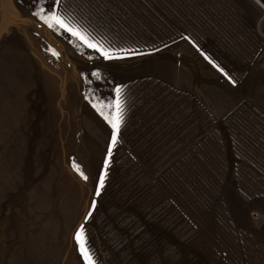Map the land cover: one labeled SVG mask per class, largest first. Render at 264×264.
<instances>
[{
    "label": "rangeland",
    "instance_id": "obj_1",
    "mask_svg": "<svg viewBox=\"0 0 264 264\" xmlns=\"http://www.w3.org/2000/svg\"><path fill=\"white\" fill-rule=\"evenodd\" d=\"M50 5L108 57L33 15L47 16ZM4 7L0 264H81L74 233L108 160L105 116L117 98L118 143L100 200L129 201L167 236L164 245L150 240L145 264H264V11L256 0ZM170 176L176 204L157 192L154 222L146 189Z\"/></svg>",
    "mask_w": 264,
    "mask_h": 264
},
{
    "label": "trees",
    "instance_id": "obj_2",
    "mask_svg": "<svg viewBox=\"0 0 264 264\" xmlns=\"http://www.w3.org/2000/svg\"><path fill=\"white\" fill-rule=\"evenodd\" d=\"M1 4L3 10L0 34L5 28L7 19L4 0ZM112 150L108 154V163L103 171V185L101 186L99 182L94 203L86 215L87 219L84 218L81 224L84 226V230L79 245H84L94 264H145V261L142 260V251L149 247L150 240L155 236L163 237L161 243L164 245L167 242V236L163 235L155 224L150 225L148 216L139 212L140 208L132 209L129 201L125 203L115 194L109 201V206L104 205L100 200L111 176L114 159ZM163 178H154L151 181V187L146 189L148 190L146 202L156 206V209L150 214V218L154 222L158 221L157 209L160 210V205L157 204V192L162 198H166L165 201L176 204L175 178L172 176L167 177L166 180ZM210 207L211 212L216 209L213 202ZM94 216L97 222L90 226ZM132 223H135V226L131 227Z\"/></svg>",
    "mask_w": 264,
    "mask_h": 264
},
{
    "label": "snow or ice",
    "instance_id": "obj_3",
    "mask_svg": "<svg viewBox=\"0 0 264 264\" xmlns=\"http://www.w3.org/2000/svg\"><path fill=\"white\" fill-rule=\"evenodd\" d=\"M54 3L58 5L59 0H54ZM43 9L39 10V13H33V15L39 14V19L44 21L48 24L49 27H58L59 29H63L64 31L71 33L73 36L78 37L80 40L84 42V44L93 49H97L98 51H101V54L104 57H108L109 53L107 51H104L103 48L98 45L97 43H93L78 27H74L71 25V23L67 20L66 17L63 15L58 14L57 12H54L51 10V5L48 10V15H43ZM54 55H57V53H53ZM223 71V69H220ZM95 75V73H93ZM114 91L116 93H119L120 87L117 86ZM110 107L114 108V111L110 114V116H105V119L108 120V123L112 127V133H111V141L109 145V153H111V148L113 145L118 143V133L120 130V123H121V101L119 98H117L115 101H113L110 104ZM103 114V113H102ZM108 161H105V164L107 165ZM77 170L79 171V167L75 166ZM80 175L87 179V177H84L83 172H80ZM104 182V174L101 173L100 175V185L102 186ZM90 215V213H89ZM85 219H87V216H85ZM84 226L80 225L77 231L75 232V238L77 242L79 243L81 241L82 235H83ZM81 255L86 261V264H94V261L91 259L90 254L87 252L86 248L83 244L80 246Z\"/></svg>",
    "mask_w": 264,
    "mask_h": 264
},
{
    "label": "crops",
    "instance_id": "obj_4",
    "mask_svg": "<svg viewBox=\"0 0 264 264\" xmlns=\"http://www.w3.org/2000/svg\"><path fill=\"white\" fill-rule=\"evenodd\" d=\"M1 7H2V4H1V1H0V18L2 19V9H1ZM1 19H0V24H1ZM262 21H263V26H264V18L263 19H261V23H262ZM13 95H14V92L12 93V97H13ZM0 103H1V105H4V100L1 98V101H0ZM17 114V110H14L13 112H12V114L10 115V119L11 120H14L15 118V115ZM0 117H1V119H3L4 121H7L6 120V117L8 118V116H7V114H6V112H5V110H1V114H0ZM73 217V216H72ZM78 229V228H77ZM76 232V231H75ZM75 234V233H74ZM76 239V238H75ZM80 248V247H79ZM80 257V258H79ZM78 259H79V261H80V263L81 264H83L82 263V261L84 262V264H85V260H84V258L82 257V255H79L78 256Z\"/></svg>",
    "mask_w": 264,
    "mask_h": 264
},
{
    "label": "built area",
    "instance_id": "obj_5",
    "mask_svg": "<svg viewBox=\"0 0 264 264\" xmlns=\"http://www.w3.org/2000/svg\"><path fill=\"white\" fill-rule=\"evenodd\" d=\"M260 2V1H259ZM261 6L263 7V11H264V4L262 2H260ZM264 15V13H263Z\"/></svg>",
    "mask_w": 264,
    "mask_h": 264
}]
</instances>
